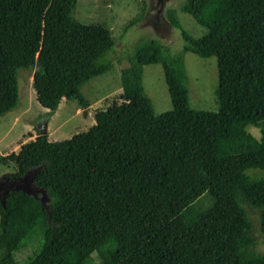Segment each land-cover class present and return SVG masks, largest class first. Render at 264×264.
<instances>
[{"label":"trees","instance_id":"obj_1","mask_svg":"<svg viewBox=\"0 0 264 264\" xmlns=\"http://www.w3.org/2000/svg\"><path fill=\"white\" fill-rule=\"evenodd\" d=\"M76 3L0 0V115L18 105V70L34 69L35 100L49 114L63 100L89 106L81 88L111 69L115 42L106 26L77 22ZM179 12L205 34L191 37L168 11L181 54L136 43L121 93L94 112L92 127L62 141L38 133L0 157L15 167L10 178L40 168L33 185L48 198L46 209L6 194L0 264H20L16 253L35 231L42 243L26 264H92L93 254L101 264H264L241 206L258 210L264 235V176L246 174L264 173V0H185ZM184 53L216 58L215 111L189 107ZM151 64L161 66L172 105L158 115L141 85Z\"/></svg>","mask_w":264,"mask_h":264},{"label":"rangeland","instance_id":"obj_2","mask_svg":"<svg viewBox=\"0 0 264 264\" xmlns=\"http://www.w3.org/2000/svg\"><path fill=\"white\" fill-rule=\"evenodd\" d=\"M165 1L162 14L156 20L157 9L160 6L157 0H77L72 14L77 22L85 25H104L111 31L115 45L113 52L108 54L107 60L112 63V67L108 72L93 77L82 86L81 93L89 102L87 108L78 107L75 101L63 100L53 114H49L35 100L32 88L34 69L18 70V105L15 110L0 115V157L12 152L16 153L21 145L33 140L43 123H45V135L48 141L70 139L92 127L95 123L94 112L104 109L121 93L120 72L128 66L127 56L132 54L136 43L155 40L166 48L168 55L181 54L183 45L181 34L179 30L169 25L168 11H176L175 17L181 30L191 37L199 38L205 34V28L196 24L189 15L179 12V7L185 0ZM141 15L138 23L127 28L130 20ZM183 65L189 107L194 110L215 111L217 108L216 58H199L191 53H184ZM141 85L145 96L151 102L154 114L158 115L172 109L159 64L143 66ZM247 131L255 138L259 137L256 128L247 127ZM13 173H15L13 164H0V179ZM246 174L253 178L264 176L260 170H248ZM200 199H203V205L209 202L206 194ZM241 206L251 222V234L255 239L254 252L264 255V235L259 227V212L247 204ZM34 236L27 240L25 246L16 253L15 258L20 264H26L39 250L42 239L36 237L38 231L34 232ZM92 258V264H101L95 254Z\"/></svg>","mask_w":264,"mask_h":264},{"label":"water","instance_id":"obj_3","mask_svg":"<svg viewBox=\"0 0 264 264\" xmlns=\"http://www.w3.org/2000/svg\"><path fill=\"white\" fill-rule=\"evenodd\" d=\"M157 1L160 6L157 9V16L155 17L156 19L160 16V14H162V9L164 8V4H166L165 0ZM39 133L40 135H45V123L41 125ZM39 170L40 168L28 170L23 176L14 178L13 180H10L9 177L0 179V205L3 209L5 208V196L9 191L12 190H17L28 196H31L32 198L38 200L40 204L47 209L46 204L48 198L46 196L45 190L37 188L33 185L34 176Z\"/></svg>","mask_w":264,"mask_h":264},{"label":"flooded vegetation","instance_id":"obj_4","mask_svg":"<svg viewBox=\"0 0 264 264\" xmlns=\"http://www.w3.org/2000/svg\"><path fill=\"white\" fill-rule=\"evenodd\" d=\"M156 19V18H155ZM156 20H158V18L156 19ZM174 28V27H173ZM178 30V29H177ZM10 178V177H9ZM14 178H16V177H12V178H10V180H13Z\"/></svg>","mask_w":264,"mask_h":264}]
</instances>
